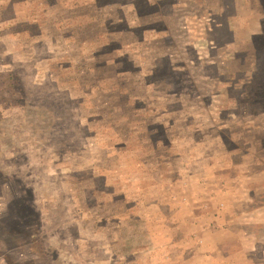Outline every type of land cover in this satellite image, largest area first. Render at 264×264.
<instances>
[{"label": "rangeland", "instance_id": "obj_1", "mask_svg": "<svg viewBox=\"0 0 264 264\" xmlns=\"http://www.w3.org/2000/svg\"><path fill=\"white\" fill-rule=\"evenodd\" d=\"M0 264H264V0H0Z\"/></svg>", "mask_w": 264, "mask_h": 264}]
</instances>
